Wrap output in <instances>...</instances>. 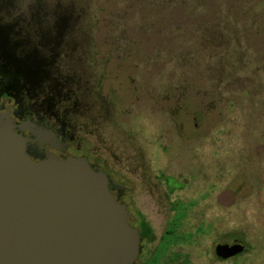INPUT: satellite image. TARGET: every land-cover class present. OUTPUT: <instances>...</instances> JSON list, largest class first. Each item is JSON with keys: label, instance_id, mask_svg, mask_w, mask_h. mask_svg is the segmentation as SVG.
I'll return each instance as SVG.
<instances>
[{"label": "rangeland", "instance_id": "1", "mask_svg": "<svg viewBox=\"0 0 264 264\" xmlns=\"http://www.w3.org/2000/svg\"><path fill=\"white\" fill-rule=\"evenodd\" d=\"M0 102L107 172L136 264H264V0H0Z\"/></svg>", "mask_w": 264, "mask_h": 264}, {"label": "water", "instance_id": "2", "mask_svg": "<svg viewBox=\"0 0 264 264\" xmlns=\"http://www.w3.org/2000/svg\"><path fill=\"white\" fill-rule=\"evenodd\" d=\"M26 142L3 115L0 264H136L140 231L110 191L107 173L94 170L86 157L33 160ZM244 249L235 240L215 251L228 259Z\"/></svg>", "mask_w": 264, "mask_h": 264}, {"label": "flooded vegetation", "instance_id": "3", "mask_svg": "<svg viewBox=\"0 0 264 264\" xmlns=\"http://www.w3.org/2000/svg\"><path fill=\"white\" fill-rule=\"evenodd\" d=\"M4 105H5L4 102H0V118L3 115H6L4 113H8L7 115L10 114L13 117L12 107L8 106L7 108H4ZM13 118H14L13 122H14V125L16 126V130L27 139L26 152L32 159L37 160V161L44 160L48 158L50 155H54L60 159H65L68 156L86 157V156H77V155H72V154H66L64 157H60L59 154L63 152L64 147H65V145L61 143V141L59 140L60 138L57 139L54 136L52 137L49 133L41 134L40 132H36L34 128V123H32L29 119L17 121L15 117ZM86 158L88 159V157ZM92 167L96 170H99V168H95L93 165ZM111 186H112V183L110 182V189L112 193L114 194L115 198L118 200ZM119 202L123 204V202L121 201Z\"/></svg>", "mask_w": 264, "mask_h": 264}, {"label": "trees", "instance_id": "4", "mask_svg": "<svg viewBox=\"0 0 264 264\" xmlns=\"http://www.w3.org/2000/svg\"><path fill=\"white\" fill-rule=\"evenodd\" d=\"M145 224H144V221L142 222V228L141 229H139V231H140V235H141V238H143V236H145V229H144V226ZM173 225L174 226H177L178 225V222L176 221H174V223H173ZM171 233H174V231H173V228H172V232ZM159 255H160V252H156V256H154V258H153V260H152V262L151 263H149V264H160V258H159Z\"/></svg>", "mask_w": 264, "mask_h": 264}]
</instances>
